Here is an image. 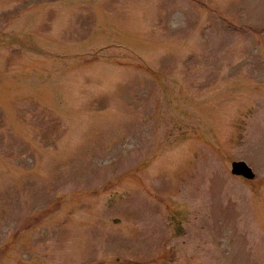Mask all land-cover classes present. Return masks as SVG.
I'll list each match as a JSON object with an SVG mask.
<instances>
[{"label":"rangeland","instance_id":"obj_1","mask_svg":"<svg viewBox=\"0 0 264 264\" xmlns=\"http://www.w3.org/2000/svg\"><path fill=\"white\" fill-rule=\"evenodd\" d=\"M0 264H264V0H0Z\"/></svg>","mask_w":264,"mask_h":264},{"label":"water","instance_id":"obj_2","mask_svg":"<svg viewBox=\"0 0 264 264\" xmlns=\"http://www.w3.org/2000/svg\"><path fill=\"white\" fill-rule=\"evenodd\" d=\"M232 173L237 176H243L249 179H253L255 177L252 169L243 161L234 162L232 164Z\"/></svg>","mask_w":264,"mask_h":264}]
</instances>
